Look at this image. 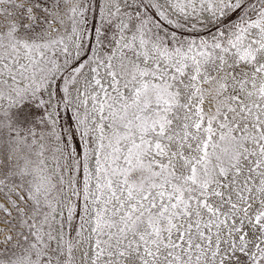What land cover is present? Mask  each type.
I'll list each match as a JSON object with an SVG mask.
<instances>
[{"label": "snow or ice", "instance_id": "6c2138e0", "mask_svg": "<svg viewBox=\"0 0 264 264\" xmlns=\"http://www.w3.org/2000/svg\"><path fill=\"white\" fill-rule=\"evenodd\" d=\"M0 264H264V0H0Z\"/></svg>", "mask_w": 264, "mask_h": 264}]
</instances>
